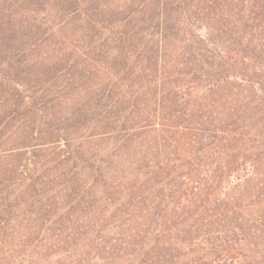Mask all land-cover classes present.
<instances>
[{
	"label": "trees",
	"instance_id": "obj_1",
	"mask_svg": "<svg viewBox=\"0 0 264 264\" xmlns=\"http://www.w3.org/2000/svg\"><path fill=\"white\" fill-rule=\"evenodd\" d=\"M227 1L0 0L3 264H264V0Z\"/></svg>",
	"mask_w": 264,
	"mask_h": 264
},
{
	"label": "rangeland",
	"instance_id": "obj_2",
	"mask_svg": "<svg viewBox=\"0 0 264 264\" xmlns=\"http://www.w3.org/2000/svg\"><path fill=\"white\" fill-rule=\"evenodd\" d=\"M129 1H131V2H134L135 0H129ZM222 1H224V2H226V3H230L229 1H227V0H222ZM119 6H122L123 5V2L122 3H120V4H118ZM112 11V9H110V10H108L105 14L106 15H108L110 12ZM237 14V13H236ZM220 20H221V14H220ZM204 31L203 30H201V31H199L198 33L200 34V35H204V33H203ZM11 136V135H10ZM7 148L10 150V149H13V148H16V146L15 145H7ZM11 163V161L10 162H8L7 160H5V161H0V179L2 178V176H3V172L5 171V166L6 165H8V164H10ZM99 190V192L98 193H92V195H97L98 197H99V199H101V198H106V195H107V190H104V189H98ZM69 194V190H67L66 189V191L65 192H61L60 193V195H59V199L57 200V208H60V210L61 209H63L64 210V212L68 209V207L70 206V203H71V198H67V195ZM24 219V218H23ZM63 220L61 221V223H62V227H65L66 226V224H67V226H69L68 228H66V232L65 233H61V237H60V239H64L65 237H66V235H68V232H69V230H70V226H72V224H73V226H72V228H74L75 229V226H76V224H83V223H86L87 222V213H80V212H77L73 217H71V215L68 217V215L67 216H65L64 218H62ZM68 222H70V225H68ZM10 233H12V235L14 236V237H12V240L13 239H15L16 240V235H15V232L14 231H12V232H10ZM46 234L47 233H41L40 235L41 236H46ZM37 235V234H36ZM11 235H9L8 234V237H10ZM3 239V240H2ZM9 240H11L10 238H8ZM0 240H2V242L3 241H5L6 240V233H4L3 234V232H1L0 233ZM8 242V241H7ZM11 243H12V241H11ZM81 244V240H79V239H71L70 240V238L68 239V246H70L71 248H74L75 246H79ZM64 247H67V246H64ZM10 249H12V247L10 246V245H8V244H5V245H3V250H2V252H6V251H8V252H10L9 250ZM65 250H67V249H64V251L63 252H65ZM69 250V249H68ZM64 254V253H63ZM9 256V255H8ZM4 257H5V254H0V264H3V262L5 261V260H7V259H4ZM50 258H54V257H50ZM14 264H17V261L15 262L14 261ZM19 264H26V261H22V262H20ZM92 264H100V260L99 259H95V257H94V261L92 262Z\"/></svg>",
	"mask_w": 264,
	"mask_h": 264
}]
</instances>
